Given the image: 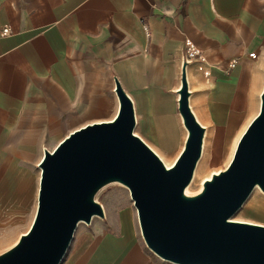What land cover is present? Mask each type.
Listing matches in <instances>:
<instances>
[{
	"label": "crops",
	"instance_id": "1",
	"mask_svg": "<svg viewBox=\"0 0 264 264\" xmlns=\"http://www.w3.org/2000/svg\"><path fill=\"white\" fill-rule=\"evenodd\" d=\"M185 40L208 78L186 67L189 108L205 129L201 158L209 143L231 160L260 110L264 0H0V226L36 204L44 150L116 116L115 79L133 104L135 135L181 153ZM256 217L264 226V198ZM60 264L171 263L146 248L126 201L74 236Z\"/></svg>",
	"mask_w": 264,
	"mask_h": 264
},
{
	"label": "water",
	"instance_id": "2",
	"mask_svg": "<svg viewBox=\"0 0 264 264\" xmlns=\"http://www.w3.org/2000/svg\"><path fill=\"white\" fill-rule=\"evenodd\" d=\"M183 62L178 112L187 132L170 168L134 134L133 104L117 79L119 109L108 122L86 125L44 150L37 207L29 229L0 264H60L76 228L104 219L95 197L111 184L125 187L142 240L171 264H264V226L230 218L255 188L264 195V86L260 110L240 137L229 165L193 196L185 194L202 155L205 129L188 100Z\"/></svg>",
	"mask_w": 264,
	"mask_h": 264
},
{
	"label": "rangeland",
	"instance_id": "3",
	"mask_svg": "<svg viewBox=\"0 0 264 264\" xmlns=\"http://www.w3.org/2000/svg\"><path fill=\"white\" fill-rule=\"evenodd\" d=\"M148 146L159 156V158H161L166 166H170V164L174 163L179 156L178 153L160 150L153 145ZM224 154V145L206 144L204 155L200 159L196 171L194 170L195 175L193 174L192 180L185 190L186 195L193 196L198 194L202 190V184L204 181L209 180L213 174H218L226 168L230 162V155L224 159ZM37 171V188H39L40 170L38 169ZM263 198L264 195L261 191L258 188H255L248 199L244 202L243 206L230 219L236 222L253 224L260 222V219L256 217V207L259 204V201ZM95 201L101 205L105 215V211L119 208L123 203L126 201L130 202L131 200L129 192L125 187L119 184H111L98 192ZM36 207L37 202L34 204V207L28 210L21 221L10 225L0 226V253L12 247L18 241L19 237L29 229L35 215ZM98 219V217H95L92 221ZM86 228L87 225L83 223L79 224L74 236H77L78 233Z\"/></svg>",
	"mask_w": 264,
	"mask_h": 264
},
{
	"label": "built area",
	"instance_id": "4",
	"mask_svg": "<svg viewBox=\"0 0 264 264\" xmlns=\"http://www.w3.org/2000/svg\"><path fill=\"white\" fill-rule=\"evenodd\" d=\"M146 35H149L148 27L146 25L143 26ZM10 32L8 27H4L1 31V34L3 36L8 35ZM184 49H185V55H184V61L186 62L187 65H191L193 62L198 64V71L199 73L204 77V79H208L206 75V69L204 67L205 60L204 57L199 51L189 40H185L184 42ZM135 134V133H134Z\"/></svg>",
	"mask_w": 264,
	"mask_h": 264
},
{
	"label": "bare ground",
	"instance_id": "5",
	"mask_svg": "<svg viewBox=\"0 0 264 264\" xmlns=\"http://www.w3.org/2000/svg\"><path fill=\"white\" fill-rule=\"evenodd\" d=\"M235 148H236V147H235ZM202 150H203V149H202ZM234 151H235V150H234ZM233 154H234V153H233ZM156 155H157V154H156ZM157 156H158V155H157ZM201 156H202V155H201ZM158 157H159V156H158ZM232 157H233V156H232ZM200 159H201V158H200ZM231 159H232V158H231ZM160 160H161V158H160ZM161 161H162V160H161ZM230 161H231V160H230ZM162 162H163V161H162ZM174 162H175V161H174ZM199 162H200V160L198 161V163H197V165H196L195 171H196V169H197V166H198ZM163 163H164V162H163ZM229 163H230V162H229ZM229 163H228V165H229ZM173 164H174V163H173ZM173 164H172V165H173ZM164 165H165V163H164ZM172 165H171V166H172ZM228 165H227V166H228ZM165 166H166V165H165ZM171 166H169V167L166 166V168H170ZM227 166H226V167H227ZM224 169H225V168H224ZM194 175H195V172H194ZM188 191H189V188H188Z\"/></svg>",
	"mask_w": 264,
	"mask_h": 264
}]
</instances>
